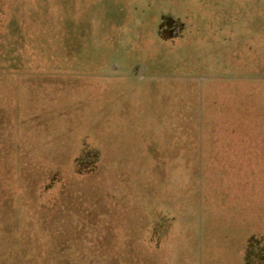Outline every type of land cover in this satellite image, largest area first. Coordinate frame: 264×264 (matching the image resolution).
I'll return each instance as SVG.
<instances>
[{
	"label": "rangeland",
	"instance_id": "rangeland-1",
	"mask_svg": "<svg viewBox=\"0 0 264 264\" xmlns=\"http://www.w3.org/2000/svg\"><path fill=\"white\" fill-rule=\"evenodd\" d=\"M0 264H264V0H0Z\"/></svg>",
	"mask_w": 264,
	"mask_h": 264
}]
</instances>
